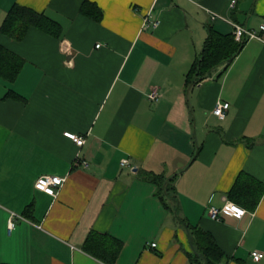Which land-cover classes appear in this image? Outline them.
I'll use <instances>...</instances> for the list:
<instances>
[{
	"label": "crops",
	"instance_id": "obj_1",
	"mask_svg": "<svg viewBox=\"0 0 264 264\" xmlns=\"http://www.w3.org/2000/svg\"><path fill=\"white\" fill-rule=\"evenodd\" d=\"M15 5L51 24L0 32L24 62L0 77V264H204L194 229L223 253L215 264H264V32L188 77L210 32L258 30L264 0H0V28ZM45 175L65 179L55 197L35 187ZM227 203L244 216L209 217ZM11 213L24 220L8 232ZM90 232L109 262L83 249Z\"/></svg>",
	"mask_w": 264,
	"mask_h": 264
},
{
	"label": "trees",
	"instance_id": "obj_2",
	"mask_svg": "<svg viewBox=\"0 0 264 264\" xmlns=\"http://www.w3.org/2000/svg\"><path fill=\"white\" fill-rule=\"evenodd\" d=\"M49 23L50 22H48V19L44 17L43 14H38L32 9L15 5L7 13L0 28V32L15 40H21L24 38L30 27H35L43 32H49V29H46L51 24ZM243 44L244 43L236 42L232 34L220 36L210 32L203 45L201 56L193 63L190 73L188 74V77L192 79L190 82L193 84L197 83L209 75L217 66L223 63L229 64L232 58L240 51ZM23 64L24 62L20 57L0 44L1 78L7 82H13L19 74ZM149 179L151 182L158 185V196L163 198L175 194L172 185H169L161 176L155 175ZM230 195H233V192H231ZM174 196L175 195L172 197ZM31 208L32 205H29L26 207V210L30 211ZM193 233L197 241V246L200 248L203 255V263H217L223 257V253L216 246L210 234L200 229H194ZM108 244L107 237L90 232L84 242L83 249L86 252L109 262L108 256H110L111 253L110 250H107Z\"/></svg>",
	"mask_w": 264,
	"mask_h": 264
},
{
	"label": "built area",
	"instance_id": "obj_3",
	"mask_svg": "<svg viewBox=\"0 0 264 264\" xmlns=\"http://www.w3.org/2000/svg\"><path fill=\"white\" fill-rule=\"evenodd\" d=\"M233 6H234V1H231L230 7L233 8ZM215 18L218 19L221 17L217 14L212 15V19H215ZM157 24L158 22H154L153 26L156 27ZM232 26H233L232 35L234 37V40L238 43H245L246 41L251 40V39H259V33L264 32V19L260 23V25L258 26V30L256 31L247 29L238 24H232ZM99 46L100 45H97V47ZM147 97L152 102L158 101L160 97L158 89L156 88L152 89L148 93ZM228 108H229V103L221 102V103H217V105L214 107L212 112L219 119H223L225 117V114ZM64 135L70 140H72L74 143H76L78 146H81L84 143V139L80 136H77L71 133H64ZM126 163H127L126 160L121 161V164H126ZM82 164L85 166L86 162H83ZM64 182H65L64 178L45 175L37 179L35 183V187L38 190L44 192L45 194L55 197L59 189L64 184ZM244 214H245L244 209L232 203H227L221 208L211 207L209 209V217L215 220L220 219L221 216H224V215L240 219L244 216ZM17 220H24V219L20 215L11 213L9 220H8V225H7L8 232H11L15 228ZM151 247H155V244H151ZM251 256L254 261H259L262 258L263 254L259 252H253Z\"/></svg>",
	"mask_w": 264,
	"mask_h": 264
},
{
	"label": "water",
	"instance_id": "obj_4",
	"mask_svg": "<svg viewBox=\"0 0 264 264\" xmlns=\"http://www.w3.org/2000/svg\"><path fill=\"white\" fill-rule=\"evenodd\" d=\"M186 232L189 234V229L186 227ZM189 238L191 239V236L189 235Z\"/></svg>",
	"mask_w": 264,
	"mask_h": 264
}]
</instances>
